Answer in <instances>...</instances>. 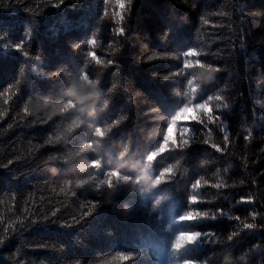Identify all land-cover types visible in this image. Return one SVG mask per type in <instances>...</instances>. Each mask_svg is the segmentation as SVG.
Masks as SVG:
<instances>
[{
    "label": "trees",
    "instance_id": "trees-1",
    "mask_svg": "<svg viewBox=\"0 0 264 264\" xmlns=\"http://www.w3.org/2000/svg\"><path fill=\"white\" fill-rule=\"evenodd\" d=\"M58 2L0 0V264H124L113 260L118 251L136 253L127 264H264V0H133L119 25L114 13L123 7L115 0ZM93 35L95 46L88 43ZM188 47L220 67L195 91L196 66L184 62L200 60L183 52ZM174 51L175 59L163 56ZM108 60L114 63L105 68ZM84 75L98 81L92 115L91 101L70 93ZM201 103L213 119L203 109L195 116L204 123L178 121L177 146L152 166L155 177L175 164L169 182L147 193L132 181L101 184L121 163L122 174L138 175L171 117ZM81 117L86 123L68 132ZM118 120L97 137V126ZM183 128L189 131L182 135ZM58 132L60 141L47 143ZM184 139L191 141L186 149L179 147ZM84 159L101 161V168L69 170ZM200 177L201 187L192 188ZM220 179L227 187H213ZM81 180L87 183L77 188ZM193 194L216 219L197 222L194 209V222H179ZM92 201L99 206L85 216ZM209 230L214 235L206 239L216 243L197 239L173 251L180 232ZM232 232L238 235L228 241Z\"/></svg>",
    "mask_w": 264,
    "mask_h": 264
},
{
    "label": "clouds",
    "instance_id": "clouds-1",
    "mask_svg": "<svg viewBox=\"0 0 264 264\" xmlns=\"http://www.w3.org/2000/svg\"><path fill=\"white\" fill-rule=\"evenodd\" d=\"M94 43V41H93ZM90 55L95 58V53H90ZM188 55H194L193 52H189ZM185 65L188 67L196 66L195 75L193 77V80L199 81L200 83L193 85V91H195L196 88L200 87L201 83H207L212 81L215 78V75L217 73V68L214 65L204 63L202 61H192V60H186ZM83 83H80L74 88L70 89V93L75 95L78 102L83 103L85 100L91 101L90 104H88V110L89 115L94 114L95 111V101L99 98V89L97 87L98 81L90 80L87 75H84L82 77ZM191 83V81H190ZM106 103V102H105ZM73 105L71 102H69L66 107H72ZM84 109H81V112H83ZM198 111V109L191 108L184 106L182 107L175 115L171 117L170 122L168 123V126L164 132L163 139L159 144V147L155 149V151H152L147 156V163L144 165L143 169L139 172L138 175L135 177H132L130 175L122 174L121 169L125 167L123 163L117 165V169L115 171H112L108 179L106 181H101V184H106L109 189L113 188V180L116 181H132L133 184L139 185L140 190L142 192H150L156 185L160 184L161 181L165 178V176H170L173 174L172 167L169 166L163 171L160 172L158 176H153L152 173V166L151 161H153L158 155L165 153L168 151L171 147H176V143L174 140V132L176 130L177 122L181 120H189V119H195V113ZM86 123V120L81 117L78 119L73 120V122L69 125L67 131L71 132L72 129L78 127L81 124ZM91 127V125H89ZM96 133L98 135L103 136L104 130H101L99 128L95 129ZM189 131L188 128L181 129V134H186ZM190 142V139H184L179 144L180 148H183L187 146ZM89 148H91V145H88ZM96 150V149H93ZM55 159V158H52ZM64 160L67 162L68 157H65ZM91 162L84 159L81 161H78L76 163L70 164L69 170L73 172H79L84 171ZM139 165V162L132 165L133 168L137 167ZM53 172H57L58 169L53 168ZM159 203V201H157ZM199 213L189 212L187 214L181 215L179 217V220H193L195 219ZM198 232H180L176 238L175 243L173 245L174 248H181L187 244L195 243L197 238L199 237ZM226 260L230 259L229 257H225Z\"/></svg>",
    "mask_w": 264,
    "mask_h": 264
},
{
    "label": "snow or ice",
    "instance_id": "snow-or-ice-1",
    "mask_svg": "<svg viewBox=\"0 0 264 264\" xmlns=\"http://www.w3.org/2000/svg\"><path fill=\"white\" fill-rule=\"evenodd\" d=\"M132 2H133V0H123V4L121 5L120 0H115V4H116V6H117L118 8L123 7V12H122V13H121V12H115V13H114V18H115L116 23H117L118 25L121 24V23L124 21V19H125L124 11H125V9H126V6H127V5H130ZM61 3H63V0H59L58 3L54 4V6H59ZM193 7H195V5H193ZM104 16H105V17L108 16V13H107L106 10H105V12H104ZM202 19H203V18H202ZM207 22H208L207 20H204V23H207ZM116 31H117L118 33H120V34H124L126 30H125L124 27H119V28L116 29ZM93 41H94V43H93ZM88 43H89V45L95 46V45L97 44L96 36L93 35V36L88 40ZM22 46H23V45H22L21 43H17V44H15V45H13V47H14L15 49H17V50H20V49L22 48ZM76 47L79 48L80 45L77 44ZM93 52H95V51H93ZM183 52H184V53L193 52V53H194V56L197 57V59H199L198 57H200L202 54H205V53H203V50H197V48H195V47H188L187 50H186V51H183ZM95 53H96V52H95ZM24 55L27 56L28 53L25 52ZM96 55H97V54H96ZM177 55H178V53L175 52V51H174V52H171V53L163 54L164 57H168V56H170L172 59L177 58ZM89 59H91V57H89ZM152 59H154V56H153V55H150V56L147 57V60H148V61H151ZM199 60L202 61V62H204V63H206L205 61H203V60H201V59H199ZM93 62H94V61H93ZM113 63H114L113 60H108V61H106V62H103V66L106 68L109 64H113ZM101 64H102V62H101L99 65H101ZM207 64H208V63H207ZM211 65H213V64H211ZM214 66L217 68V72H219V71H220V67H219L218 65H214ZM175 74H178V73H175ZM165 78H167V77H165ZM198 88H199V87H198ZM216 98H217V99H222V97H216ZM209 99H211V97H209ZM185 106H187V107H191V108H195V109H198V111L203 110V109H207V110H208V113H209V116H208L209 121H211V120L213 119V117H212V115H211L212 109H211V107L209 106L208 103H201V104H197V105H190V104H187V105H185ZM224 106L227 107L226 104H225ZM216 107L219 108V107H220V104H217ZM25 111H28V108H27V107L25 108ZM50 118H51V117H49V119H50ZM121 119H123V118H121ZM196 120H199L200 123H204L202 120H200V117H199V116H197ZM120 122H121V120H118V121H116L114 124H113V123H109L107 126H97V128H99V129H101V130H104V135L101 136V135H98V134L96 133L97 137L103 138V137L106 136L110 131L113 130V128H114L115 125H118ZM204 126H205V127H208L207 124H205ZM62 135H63V133L58 132V134L55 136V138H54V139H49V140L47 141V143H49V144H54V143H56V142H59L60 139H61V137H62ZM249 135H251V132H249ZM224 140H225V141L228 140V135H227V133H225ZM203 143H205V144L210 143V136H209L208 139H205V140L203 141ZM89 145L94 146V143H93V142H89ZM190 145H191V141L189 142V144H188L187 146L183 147L182 149H186V148L190 147ZM211 147H212L213 149H216L217 151H220V150H221L220 147H219V145H218V144H215V143H212V144H211ZM81 150H83V147H81ZM152 151H155V149H153V150L149 151L148 153H146V155H145V159H146V161H147V156H148ZM170 151H171V148H170L168 151H166L165 153L170 152ZM165 153H162V154L158 155L153 161H151V162H150V163H151V166H154V163L157 161V159L160 158V157H163V155H164ZM49 158H50V159H52V158L60 159V157H51V156H50ZM90 166H92V167H94V168H97V169H100V168H101V161H93V162L90 163ZM171 167H172L173 174H174V172H175V170H176V165L173 164V165H171ZM112 171H115V170H108V171L106 172V176H105V178H104L102 181H106V180L108 179L109 174H110ZM161 171H163V170H161ZM215 175H216L217 177H219V170H217V172L215 173ZM170 179H171V175H170V176H165V178L161 181L160 184H162V183H167V182H169ZM202 180H203V177L198 178V179L194 182V184H193L191 187H192V188H200V187H201V181H202ZM120 182L126 183L127 181H116V180H113V187H115L116 184H117V183H120ZM66 183H70V182H66ZM86 183H87V182H86V181H83V180L78 181V182L76 183V187H77V188H80V187H82L83 185H85ZM205 183H207V181H205ZM160 184H158V185H156V186H160ZM102 185H106V184H102ZM213 187H215V188L227 187V184H225V183L223 182V180L220 179L218 183H216L215 185H213ZM61 191H67V188H61ZM73 195H75V193H73ZM205 202H206V201L202 200V199H201V196H200L199 194H193V195H190V196L188 197V207H187V209L184 211L183 215H184V214H187V213H189V212H192V211L195 209V210H198L199 213H200L199 217L195 220V221H197V222H198V221L205 220V219H216V218H217V212H214V211H212V210H210V209H201V208L197 207L198 204H200V203H205ZM98 206H99V202H98V201H92V202H91V207L89 208L88 212L84 213V215H85V216H89V215H91V214L96 210V208H97ZM53 215H54V213H53ZM236 219H239V217L237 216ZM179 222H180V223H190V222H194V221H192V220H179ZM63 226L71 227L72 225H71V224H67V223H65V224H63ZM243 227L246 228V229H252V228L255 227V225H254V224H249V223H244V224H243ZM188 231H197V230H188ZM199 234H200V235H199V237L197 238L198 240H200V239H205L207 242H210V243H216V242H217L216 240L208 241V240L206 239L209 235H214V233H212L211 230H209L208 232H202V231H199ZM236 235H238L237 232H232L231 235H228L227 240H228V241H231V240L233 239V237L236 236ZM174 243H175V239L172 241V247H173ZM219 243H224V241H223V240H220ZM189 247H190V245H185V246H184V250H188ZM173 251H174V252H177V251H180V249H177V248H174V247H173ZM135 256H136V253L124 252V251H118V252L116 253V255L113 257V260H117V259H118V260H120V261H123L124 264H127V262L130 261V260H132V259H134ZM183 264H200V262L197 261V260L188 259V260H185V261L183 262Z\"/></svg>",
    "mask_w": 264,
    "mask_h": 264
}]
</instances>
